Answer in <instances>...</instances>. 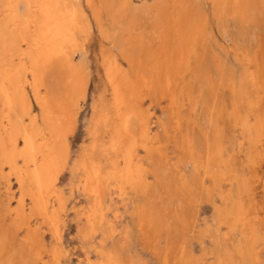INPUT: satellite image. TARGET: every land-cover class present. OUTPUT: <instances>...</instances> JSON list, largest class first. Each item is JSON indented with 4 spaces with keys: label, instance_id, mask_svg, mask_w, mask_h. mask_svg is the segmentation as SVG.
Wrapping results in <instances>:
<instances>
[{
    "label": "rangeland",
    "instance_id": "374dc122",
    "mask_svg": "<svg viewBox=\"0 0 264 264\" xmlns=\"http://www.w3.org/2000/svg\"><path fill=\"white\" fill-rule=\"evenodd\" d=\"M90 1L96 13H99L102 30L96 26L92 7L88 5L87 0H67V3L77 7L87 20V24L79 26L81 30L77 33V39L80 45L74 60L79 58L80 53H84L88 72L85 93L73 107L74 118L67 132L63 167L58 173L49 175L52 181L46 195L47 218L30 211L31 203L27 192L32 188L31 185L25 182L20 186L18 173L8 165L3 164L0 169V204L3 206L0 205V244H3V247L0 246V264H15V261L16 264H175V261H178L177 264H264V18L263 21L255 23L256 19L259 20L260 16L262 18L264 15V0H255L259 6L254 8L253 15L251 13L249 21L243 25L233 18L234 14L229 7L220 21L212 10L211 1L195 0L204 12L205 21L196 39L192 41L186 37L187 33L183 31L185 29L181 26L177 28V24L173 22L171 0L161 2V20L165 23H159V19V25L157 23V26H152L150 18L137 17V22L131 27L134 29L129 32L133 34L137 28L135 33L138 36H131L129 32H123V29L111 28L108 17L110 12L107 10L110 5L104 2L107 0ZM117 1L121 3L125 0ZM130 1L132 4L140 2ZM23 3V0L17 2V14L25 13ZM107 3L110 4V1ZM7 5V0H0V23L6 21L9 25L7 30H12L10 16L5 12ZM106 5L108 6L104 7ZM166 10L168 11L165 13ZM251 16L254 20H251ZM166 19L171 21L169 25ZM162 24L171 29L168 30L169 28ZM221 25L224 26V31H220L223 29ZM154 27L161 28L166 36ZM29 30L31 31L32 27ZM180 33H185L183 42ZM122 36H125L124 40L128 38L124 44L126 47L128 45V48L124 47L125 50H133L134 55L128 50L123 53V48L117 47L115 41ZM166 37H169L168 41L164 40ZM179 37L181 39H178ZM138 45L139 49L136 47ZM141 47L145 48H142V52ZM21 48H25V44H22ZM136 48L140 53H136ZM158 48L161 52L159 55ZM2 52L0 47V55ZM128 53L133 62V71H130L125 58ZM107 59L124 74L122 82L125 103L118 111L114 109L113 91L105 73L104 64ZM16 60L15 57L13 62ZM154 65L158 68L155 69ZM167 68L170 72H167ZM144 77L148 79L147 85L142 81ZM151 78L156 83L155 87ZM153 88H157V91L152 92ZM41 92L43 93L44 89ZM27 98L30 108L24 115V123L29 127L30 118L34 116L37 117L36 127L43 129L39 120L40 109L30 90ZM129 106L138 117L137 120L146 123L149 131L146 135L139 125L133 127V119L130 121L132 127L129 126V131L131 130L134 136L129 144L134 160L140 164L143 172L137 173L131 182H126L122 175L113 177L111 173H102L106 180L102 183L104 193L100 211L96 213L95 219L88 221L93 197L84 188L85 173L79 169V163L88 156L85 152H88L95 142L94 158L98 160L104 172L109 170L110 160L128 145L122 141L118 145L117 153L106 149L110 137L115 132L113 128L119 113H123ZM3 113L0 104V116ZM98 118L100 134L93 138L91 133ZM180 123L182 127L179 126ZM177 126L181 129H177ZM181 140L185 145H182ZM18 144L21 146V141ZM185 153L190 156L187 158ZM152 158L159 171L153 164L154 169L151 168L149 163H152ZM118 160L121 161L120 156ZM16 163L17 166L23 167L20 159ZM193 179L196 180L195 185ZM181 189L183 193H180ZM208 193L210 195H207ZM20 199L24 217L18 214ZM145 201L149 204H145ZM147 206L148 209L150 206L156 208L155 212H152L151 208L149 211L145 209ZM151 212L155 214L152 215ZM143 214H147L145 218ZM151 215V220H148ZM154 218L157 222L153 221ZM11 220L16 224L15 227L14 223L11 225ZM8 233H11V236ZM151 235L154 237H150ZM2 239L5 240L4 243ZM18 242L22 245L17 244ZM169 244L177 245H171L170 248ZM152 248H159L162 253L158 250L154 253Z\"/></svg>",
    "mask_w": 264,
    "mask_h": 264
},
{
    "label": "bare ground",
    "instance_id": "6f19581e",
    "mask_svg": "<svg viewBox=\"0 0 264 264\" xmlns=\"http://www.w3.org/2000/svg\"><path fill=\"white\" fill-rule=\"evenodd\" d=\"M7 1L9 3V5L6 6L5 12L7 13L8 16H10L9 18L11 19L10 24H11L12 30L11 29L7 30L9 25H8V23H6V21L4 23H0V47H2V50H3L2 54L0 55V104L4 110V113L2 114V116H0V119H1V121H0V169L3 168V164L8 165L11 170L18 173V181L20 183V186L23 185V183H25V182H28L31 185L32 188L27 192L28 197L30 199V203H31L30 211L33 214L40 215L44 218H47L46 195H47V189H48V187L52 181V179L50 178L49 175L51 173H58V171L63 167V162L65 161V155H66V149H67V143H66L67 132L70 130L72 123H73V118H74L73 107L77 105L79 98L82 97L83 94L85 93L84 90H85V85H86V78H87L88 69H86L85 58L83 55L84 53L83 54L80 53L79 54L80 56L77 60H74V56H75V53L78 52V48L80 45L78 42V39H77V33L81 30L80 29L81 27L79 28V26L82 24L83 25L87 24V20L84 18V14L80 13L78 11L77 7L69 5L67 3V0H23V2H24L23 7L26 9L24 14H19V13L17 14V12H16V5H17V2L20 0H7ZM107 1L108 2L110 1V4L107 3ZM107 1H104V2H106V4H108V5H110L109 9H107V10H109L110 15L107 14V16L109 15L108 17H109V22L111 23V28L123 29L122 30L123 32L124 31L129 32L130 29H134L131 27H133L135 22H137L138 16L139 17L142 16L143 18H147V19L150 18V20H151L150 25H152V26H155L159 22V19L161 20V18L163 17L162 14L160 13L162 0H152L151 3H149L150 0H140V2L138 4H136L135 2H134L135 4H132L133 2H131L130 0H125L121 3L117 0H107ZM206 1H208V0H206ZM209 1H211V3L213 4L212 10L214 11L216 17L220 21L223 20V14L226 11V8L229 7V9H231V13L234 14L233 18L236 19V21L238 23H242V25L244 24V22L249 21V18H250L249 15H251V13L254 11L255 7L257 9L259 6L255 2V0H209ZM87 3L90 7H92L90 4L91 3L90 0H87ZM102 3H103V1H102ZM168 3H170V2H168ZM171 3H172L171 11L174 14L173 22H175V25L177 24L176 25L177 28H178V26L179 27L181 26L182 29L184 28L185 30H183V31L184 32L186 31V33H187L186 37L188 36L187 38L189 40L192 41L194 38L196 39L197 34H199L200 28L203 26L204 21H205L204 12L202 10H200V6L196 3L195 0H171ZM108 5H106L104 7H107ZM97 6H98V4H97ZM165 6L162 7L163 10H164ZM260 7H262V6H260ZM167 9H168V7H167ZM262 9L263 8H261V10ZM92 10H93L92 12H93V16L95 19L96 26L100 30H102L103 24L101 25V23H100V17L98 16L99 13L97 14L93 7H92ZM261 10H259V11H261ZM167 11L168 10H166L164 12L166 13ZM172 12H171V14H172ZM263 12H264V10H263ZM159 15H161V17ZM252 15H253V13H252ZM263 16H262V18L260 16L259 20L256 19L255 23H257V21H263V18H264ZM233 18H231V19H233ZM103 20H104V18H103ZM140 20H141V18H140ZM163 20H165V19L163 18ZM166 20L168 22L169 19H166ZM251 20H254L252 18V16H251ZM161 21L159 23H163V22L165 23V21H162V22ZM169 22H171V21H169ZM169 22H168V25H169ZM179 22H181V24H179ZM159 23L157 25H159ZM172 24H174V23H172ZM165 25H163V26L165 28H167V26H165ZM205 25H207V24H205ZM152 26H151V28H152ZM30 27H32L31 31L29 30ZM160 27L162 28V26H160ZM234 27H235V25H234ZM154 28L159 29V31L161 33L163 31L162 29H164V28L161 29V28H156V27H154ZM168 28H169V26H168ZM220 28L221 27H219V29ZM222 28L223 29H221L220 31H224V26H222ZM244 28H241V29H244ZM167 29H165V31ZM170 29L171 28H169L168 30H170ZM251 29H253V28L251 27ZM135 31H137V28ZM135 31H133V34L131 33L133 36L136 35ZM156 32H157V30H156ZM240 32H238V33H240ZM119 33H121V31ZM138 33L139 32H137V34ZM151 33H152V31H151ZM166 33H168V31ZM253 33L254 32L252 31V34ZM129 34H130V32H129ZM129 34L126 33V35H128V36H129ZM170 34H172V33H170ZM180 34H181L180 37L182 38L185 33L184 34L180 33ZM241 34H243V33H241ZM145 35H147V34H145ZM157 35H158V32H157ZM157 35H155L156 38H157ZM163 35L166 36V34H163ZM248 35H250V34H248ZM136 36H138V35H136ZM143 36H144V34H143ZM158 36L160 37V33ZM167 36L170 37L171 35L167 34ZM178 36H179V34H178ZM253 36H251V37H253ZM124 37L123 36L120 38L118 37L119 40H117V41H115L116 39L114 40L117 43L118 48H120V47L123 48V49L120 48L121 52H123V53H124V51L128 50V49L125 50V48H124V47H126V46H124L125 41L128 38L126 37L127 39L124 40ZM150 37H153L154 39H156L154 36L150 35ZM169 37L164 38V40L168 41L167 39ZM180 37L178 39H181ZM137 39L138 38H136V43H137ZM154 39H152V41ZM143 40H145V37L143 38ZM143 40H142V42H144ZM149 40H151V39L149 38ZM158 40H160V39L158 38ZM114 41H112V42H114ZM133 41L135 43V40H133ZM178 41H180V40H178ZM183 41L184 40L182 38L181 42H183ZM235 41H236V39H235ZM142 42H140V43L142 44ZM175 42H177V41H174V43ZM22 44H25V48H21ZM131 44L132 43H130V47H131ZM181 44L183 45V43H181ZM114 45H116V44H114ZM143 45H140V46H143ZM241 45H243V44H241ZM144 46H146V44ZM154 46H155V44H154ZM154 46H152V47H154ZM176 46L179 47L178 44ZM195 46H197V45H195ZM136 47H138V49H139V45ZM143 47L140 48L141 49L140 52H142ZM147 47H148V44H147ZM178 47H176V49ZM126 48H128V45ZM138 49L136 48V50H138ZM143 49H145V48H143ZM154 49H156V47H154ZM116 50H117V48H116ZM198 50H199V48H198ZM247 50L249 51L248 48H247ZM132 51L133 50H131V52L129 51V53L133 54ZM158 51H159V48H158ZM134 52H135V48H134ZM140 52L138 50L136 53L138 54ZM156 52H155V54H156ZM249 52H248V54H249ZM129 53L126 54L125 58L128 61L127 64H129L130 71H133L134 66H133L132 59L129 56ZM143 53H144V51H143ZM143 53H142V55H143ZM145 53H146V51H145ZM160 53L161 52L159 51L158 55ZM146 55H148V53ZM15 57L17 60L14 63L13 60ZM149 58H151V57L149 56ZM144 59L146 60V58H144ZM158 59H160V58H158ZM188 59H190V58H188ZM148 60H150V59H148ZM154 60H155V58H154ZM162 60H160V62H162ZM191 61H193V60L191 59ZM157 62L158 61L156 59L155 63H157ZM186 62H187V60H186ZM188 62H189V60H188ZM139 63H141V62H139ZM143 64H145V63H143ZM152 64L153 63H151V65ZM161 64L162 63H160L159 67H161ZM104 68H105L106 77H107V79L111 85L112 91H113V96H114L113 106H114V109L116 111H118L120 109L121 105H123L125 103V96H124L125 91H124V87H123L124 84L122 82L123 78H124V74L119 72L116 65H114L108 59L105 60ZM150 68H151V66H150ZM157 68L158 67H156L155 69H157ZM159 69H162V68H159ZM145 71H147V70H145ZM150 72L151 71H149L148 73L151 74ZM167 72H170V70ZM181 72H182V70H181ZM144 75L146 76V74H144ZM173 75H174V73H173ZM152 77H153V75H152ZM161 77H163V76H161ZM180 80L178 82H180ZM142 81L147 85L148 79H146L144 77ZM151 81H153V79ZM150 82H149V84H151L153 82L155 83V81H153L151 83ZM153 85L155 87L156 83ZM161 85H162V83H161ZM42 89H44L43 93L41 92ZM156 89L157 88H153V90L152 89L151 90H152V92H154V91L156 92L157 91ZM28 90L31 91L32 96H33L35 102L37 103V105L40 109V116H39L40 119L39 120L42 124L43 129L36 127V123H37L36 118L37 117L35 118L34 116L32 118H30V126L29 127L26 126V124L24 123V115L26 113H28V109L30 108L29 107V101L27 98ZM149 93H151V92H149ZM180 93H182V92H180ZM179 113H177V115ZM169 114H171V113H169ZM171 116H172V114H171ZM137 118L138 117L135 115L134 111H132V108L130 106L126 107V109L124 110L123 113H119V115L117 117V122L113 128L115 132L110 137V140H109V143H108L106 149L113 150L114 151L113 153H117L118 152V145L122 141L126 142L128 145H125V147L121 151V153L119 155L115 154L114 158L110 160L109 170L107 172L103 171L98 160L94 158L95 149H93V148H94L95 142L92 143L91 148L88 150V152L87 151L85 152L86 153L85 155H88V156H85L84 159H82V161L79 163V169L83 173H85L84 188L88 192H90V194L93 197V203L91 205L90 212L87 216L88 221H92L93 219H95L96 213L98 214V212L100 211V204L102 201L101 198H103L102 193H104L103 192L104 187L102 188V183L104 180H106L104 178V176L102 175V173H111L113 177H117L118 175H122L126 182H131V180L134 179V176L137 173L143 172V169L141 168L140 164L136 163V161L134 160L133 150H132L131 144H129V142L132 140V138L134 136V135H132L131 130L129 131V129H130L129 126L132 124L130 121L132 119H133L132 122L134 123L133 127H135V125L136 126L139 125L141 127V129H143V132L146 135H148V132H149L148 127L146 126V123L142 122L140 119H138L139 120L138 121ZM217 120H219V119H217ZM99 122H100V119L98 118L95 121V127H93L94 130L91 133L93 138H96L100 134V130L98 129ZM216 123H218V122H216ZM180 125L182 127L181 123L179 124V126ZM131 127H132V125H131ZM158 128H160V127H158ZM166 128H168V127H166ZM177 129H181V128L180 127L178 128V126H177ZM42 130H44V131H42ZM221 130H223V128ZM166 135H167V133H166ZM188 138H189V136H188ZM188 138H185V139H188ZM221 139H223V138H221ZM182 140H184V139H182ZM182 140H181L182 145L183 144L185 145V143H183ZM19 141H21V143H22L21 146L18 144ZM178 141H180V140H178ZM181 143H180V147L182 148ZM223 146H226V145H223ZM163 148H164V146H163ZM181 150H183V149H181ZM222 152L224 153L223 148H222L221 153ZM192 153H193V151H192ZM223 153L221 155H223ZM192 155H194V154H192ZM118 156H120L121 161L118 160ZM150 156H151V154H150ZM185 156L188 158V156H190V155H186V153H185ZM18 159H20L22 161L23 167L17 166L18 163H16V162ZM188 160H190V159H188ZM208 160H210V159H208ZM154 161L155 160L153 159V161L152 160L150 161L152 163H149V164H151V168H152V164L154 163ZM157 163H158V160H157ZM202 164H203V162H202ZM153 165H154L153 167H155V165H157V164H153ZM204 165L206 166V163ZM207 166H206V168L209 167V166L208 167ZM197 167H199V166L197 165ZM149 168H150V166H149ZM244 168H245V166H244ZM152 169H154V168H152ZM150 172H151V170H150ZM153 172H154V170H153ZM154 176H155V173H154ZM157 176L159 177V174ZM178 179H179V176H178ZM181 179H180V181H181ZM158 180L156 179V181H158ZM193 181H194L193 183L195 185L196 180L193 179ZM122 182H123V180H122ZM153 185H151V186H153ZM12 186H13V184H12ZM147 186L148 185H146L145 187L147 188ZM214 186H215V183H214ZM186 188L184 187V189H186ZM20 191H21V188H20ZM135 191H137V190H135ZM142 191H143V189H142ZM183 192L181 189L180 193H183ZM141 193L144 194V192H141ZM150 193H151V189H150ZM186 194H188L187 191H186ZM135 195L137 196V194H135ZM139 195H140V193H139ZM207 195H210V193H208ZM132 197H133V195H132ZM148 197L149 196H147V199H148ZM70 199H72V198H70ZM149 199H151V198H149ZM145 202H147V201H145ZM1 203H3V202L1 201ZM145 204H149V203L147 202ZM1 207H3V206L1 205ZM62 208H63V206H62ZM150 208H151V210L153 209L152 212H155L154 209H156V208H153L152 206H150ZM19 209H20V212L18 214L20 215V217H24L22 199L19 200ZM131 209H133V207H131ZM145 209H148V206ZM149 209H148V211H149ZM169 209H171V208H169ZM170 211L171 210H169V212ZM181 211H180V213H181ZM152 212H151V214H152ZM173 212H174V210H173ZM153 214H155V213H153ZM157 214H158V212H157ZM174 214H172V215H174ZM177 214H178V212H177ZM146 215L143 214V217L145 218ZM152 215L150 217H148V220H151L150 218L152 217ZM174 217H175V215H174ZM160 218H162V217H160ZM10 219H11V217H10ZM144 220L146 221V219H144ZM153 221H156L155 218ZM181 222H182V220H181ZM10 223L12 225L14 223V221L12 223V220H11ZM10 223H8V224H10ZM65 224H66V222H65ZM131 224H132V222H131ZM14 225H16V224L14 223L13 226ZM153 225H155V227H157L156 224H153ZM237 225L239 226V224H237ZM63 226H65V225H63ZM181 226H183V225H181ZM162 227H165V226L163 225ZM11 228H12V226H11ZM11 228H10V230H11ZM150 228L152 229V227H150ZM20 229H21V227H20ZM63 229H62V231H63ZM181 229H182V227H181ZM145 230H146V228H145ZM148 230H149V228H148ZM143 232H145V231H143ZM10 234H9V236H11ZM150 234H151V232H150ZM215 234H216V232H215ZM4 235H5V233H4ZM83 236H85V235H83ZM144 236L146 237V235H144ZM159 236H160V234H159ZM150 237H154V236L151 235ZM25 238L26 237H24V240H25ZM156 239H158V238H156ZM168 240H166V241H168ZM3 241H5V240L2 239V242ZM240 241H242V240H240ZM15 243H16V238H15ZM19 243H21V242H18L17 244H19ZM1 244H0V246L3 247V244L2 245ZM25 244H26V242H25ZM151 244H152V242H151ZM21 245H22V243H21ZM171 245H170V248L173 245H177V244H173L172 246ZM17 247H18V245H17ZM215 247H216V245H215ZM219 247H220V245H219ZM155 248H156V245H155ZM149 249H151V247ZM158 249H155V250L157 251ZM152 250H154V249L152 248ZM155 250H154V253L156 252ZM23 251H25V250H23ZM158 251H160V250H158ZM161 251H160V253H162ZM168 252H170V251L168 250ZM167 254L164 253V255H167ZM169 255H170V253H169ZM169 255H167V256H169ZM30 256L32 257L33 255H30ZM155 256H159V255H155ZM53 260H55V259H53ZM58 260H59V258H58ZM170 260H171V258H170ZM166 261H167V259H166ZM176 262H178V261H175V264H177ZM180 263H178V264H180ZM15 264H16V261H15ZM109 264H114V263L110 262ZM166 264H168V263H166Z\"/></svg>",
    "mask_w": 264,
    "mask_h": 264
}]
</instances>
